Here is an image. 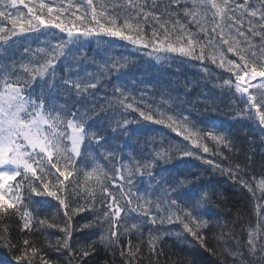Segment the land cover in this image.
<instances>
[{
	"label": "snow or ice",
	"instance_id": "6c2138e0",
	"mask_svg": "<svg viewBox=\"0 0 264 264\" xmlns=\"http://www.w3.org/2000/svg\"><path fill=\"white\" fill-rule=\"evenodd\" d=\"M51 28L59 29L66 38L56 43L41 41L44 47H24L18 54L12 51L11 46L22 35H39ZM101 35L150 49L147 55L158 61L164 58L160 53H177L224 69L230 77L219 87L237 95L243 104L238 116L256 121V127L264 133V0H0V220L18 216L21 231L29 234L58 229L63 236L49 247L67 252L69 264L77 256L89 257L97 243L114 255L120 249L122 264H138L141 246L146 243L152 257L149 264H159L162 249L158 244L167 233L153 234L150 227L146 241L133 244L128 239L126 247L120 243L133 233L142 237L145 225L157 224H178L177 237L190 235L202 248L219 255L221 264H229L224 254L232 257L231 264H264V223L250 226L246 241L237 240L233 231H221L218 242L233 239L237 243L235 248L226 247L218 253L206 244L204 230L210 221L202 217L207 215L204 205L210 196L197 185L200 177L189 179L188 173L178 170L157 179L153 169L168 164L175 151L181 159L195 156L203 160L249 192L253 183L264 190V173L257 181L248 175L250 164L225 167L198 154L199 150L227 160L220 149L231 150L230 136L203 131L190 114L171 113L175 102L171 96L153 107L146 103V93L138 99L124 84H113L112 95L101 97L112 73L119 74L118 80L125 75L127 59L105 61L95 72L85 71L83 75L78 58L68 59L72 47L81 45L82 38ZM61 61L65 62L63 76L58 75ZM58 98L65 103H57ZM100 99L103 104H98ZM117 109L122 118L114 124L111 119H101V114L106 116L112 110L115 115ZM130 112L138 113L143 121L168 127L191 147L169 145L140 158L128 151L118 160L112 149L118 148L123 154L119 139L131 137L130 125L140 122L123 118ZM109 130L111 136L107 135ZM208 140L215 142V151L206 143ZM101 159L115 163L106 168ZM247 159L251 161V157ZM81 174L83 181L79 179ZM145 176L149 187L143 193L139 188L133 191L137 184L143 185ZM152 181H156L158 193ZM42 198L57 202L58 211L63 212L62 223L55 217L40 216L42 209L35 205L45 203ZM84 212L93 214V219L77 229L72 222ZM96 227L100 229L98 241L73 248L74 231ZM0 233L5 246L17 248L6 239L7 225ZM38 253L34 242L25 238L14 258L17 264H33ZM40 264L52 262L40 255Z\"/></svg>",
	"mask_w": 264,
	"mask_h": 264
},
{
	"label": "trees",
	"instance_id": "16d2710c",
	"mask_svg": "<svg viewBox=\"0 0 264 264\" xmlns=\"http://www.w3.org/2000/svg\"><path fill=\"white\" fill-rule=\"evenodd\" d=\"M64 2L66 3L67 0ZM23 10L27 12V9ZM193 30L195 29L193 28ZM64 38H66L65 33L60 32L59 29L51 28L42 30L39 35H22L11 47L12 51L18 54L23 51L24 47L30 46L33 49L44 47L45 45L41 41L51 40L52 43H56ZM148 51L150 49H143L121 38L101 35L82 38V44L72 47L68 59L71 62L73 56L78 58L80 74L83 75L85 71L95 72L97 65L105 61L111 63L113 59L126 58L128 67L123 70L125 75L118 80L116 77L119 74L112 73L109 81H105L107 88L106 90L102 88L101 97L112 95L113 84H124L127 90L132 91L138 99L141 93H146V103L152 104L153 107L160 104L162 99L167 100L171 96L175 101L171 113L190 114V119L203 131H215L217 134L224 132L230 136L231 150L222 146L220 149L227 160H223L219 155L214 157L211 153H200L199 150L198 154H202L206 159H214L225 167L229 164H240L242 167L250 164L248 175L249 177L255 176L258 181L261 174L264 173V143L261 142L264 133L256 127V121H249L246 116H238V110L243 107V104L237 99V95L227 88L219 87L224 79L230 77V74L208 61L191 60L177 53H160L159 55L164 58L158 61L155 56H148ZM228 55L229 58H234L231 54ZM123 62L121 59V63ZM64 63L61 61V66L58 68L60 76L65 75ZM71 66L75 69L76 63L73 62ZM204 68H207L208 71H203ZM253 83H258V81H253ZM38 90L37 88L36 91ZM56 102L63 104L65 100L58 98ZM103 103V99L98 101V104ZM121 118L119 109L116 110L115 115L112 110H109L106 116L101 114V119L105 121L111 119L113 124ZM123 118L132 121L139 119L140 122L130 125L131 137L119 139V144L124 145L123 154L118 148L112 149L117 152L118 160L128 151H133L137 158H140L141 156L147 157L153 149L167 148L169 145L191 147L190 143L184 141L183 137L176 132L164 125L143 121L142 118H139L138 113L130 112ZM95 123L98 124L99 121L97 120ZM107 135H112L110 130ZM206 143L213 151L216 150L214 141L208 140ZM93 151L98 152L99 150L93 149ZM172 156L173 159L168 164L162 163L153 169L154 175L159 179L162 174L167 176L169 171L179 170L188 173L189 179H192L193 176L200 177L197 185L202 186L210 196L209 202L204 205L207 215L202 217L210 221L209 227L204 230L206 244L209 248H213L218 253L226 247L235 248L237 240H247V230L250 226L256 227L258 222L264 223V190L258 188L256 183H253V191L249 192L247 188L232 181L227 175L213 170L210 165L195 156L181 159L175 151ZM247 157H251V161ZM100 163L108 168L115 162L110 163L101 159ZM79 179L83 181V174ZM155 183L156 181H152L151 186L158 193L159 190L155 189ZM148 187L149 180L145 176L143 185L137 184L133 191L139 188L143 193ZM42 199H45L46 202L35 205L36 208L42 209L40 216L55 217L56 222L62 223L63 212L62 210L58 211L57 202L52 198ZM92 219L93 214L84 212L76 216L72 223L75 228L79 229L80 225ZM4 225L8 226L6 239L11 244H16L17 248L5 246V241L0 240V264H17L14 257L25 238L34 242L35 246L40 249L33 264H40V255H43L52 264H69L67 252H56L54 248L49 247V245L55 244L57 238L63 236V233L58 229L33 230L31 234L26 230L22 232L18 216L0 220V229ZM223 225L227 226L222 227ZM150 227L153 234L167 233L163 237V242L158 244V248L162 249V254L158 257L159 264H221L219 255H213L202 248L190 235L182 234L177 237L176 233L180 231L178 224L145 225L141 229L142 237L140 233H133L128 238H122L121 245L126 247L128 239H131L133 244L141 239L146 241ZM221 231L224 233L233 231L237 240L226 239V242H218L216 237L220 235ZM99 236L100 229L98 227L74 231L72 246L73 248L80 245L87 246L92 240L98 241ZM119 252L120 249H116L114 255L112 251L97 243L96 251L93 254L83 259L77 256L72 264H122ZM141 256L142 259L138 264H149V260L152 259L146 243L141 246ZM224 259L231 264L232 257L224 254ZM256 264H259V261Z\"/></svg>",
	"mask_w": 264,
	"mask_h": 264
}]
</instances>
